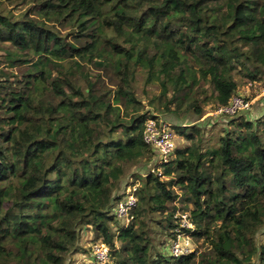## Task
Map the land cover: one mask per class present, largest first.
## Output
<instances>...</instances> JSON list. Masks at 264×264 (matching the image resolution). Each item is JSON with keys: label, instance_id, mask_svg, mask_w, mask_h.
Masks as SVG:
<instances>
[{"label": "trees", "instance_id": "obj_1", "mask_svg": "<svg viewBox=\"0 0 264 264\" xmlns=\"http://www.w3.org/2000/svg\"><path fill=\"white\" fill-rule=\"evenodd\" d=\"M0 43V264H65L85 226L112 264L264 263V114L216 147L172 125L189 143L141 177L128 225L114 213L128 165L158 159L139 75L162 111L229 103L264 78V0H0ZM177 198L200 246L175 257L152 232L171 245Z\"/></svg>", "mask_w": 264, "mask_h": 264}, {"label": "rangeland", "instance_id": "obj_2", "mask_svg": "<svg viewBox=\"0 0 264 264\" xmlns=\"http://www.w3.org/2000/svg\"><path fill=\"white\" fill-rule=\"evenodd\" d=\"M12 9L15 13H19L20 11V9L17 7H13ZM7 47H11V44L0 43V54L5 53V49ZM136 87L137 94L143 103L142 111L149 112L148 117L155 115L159 119H162L173 126L176 124L199 125L204 130L203 138L205 140L206 146H218V139L220 135L224 133V130L231 129V127L234 125L230 123V120L237 119V121H239L241 117H243L255 121L261 119L264 114V78L253 83H246L240 80L238 93L247 97L251 101V107L247 110L240 111L236 116L233 117L216 114V106L213 103L204 105V113L201 117H198L191 112H186L184 109L185 106L182 108L180 115H177L173 112L162 111L161 109L163 108V102L160 97L161 87H159L157 84L145 86L143 74L139 75ZM170 96L171 94H169V97ZM174 107L175 106L173 105V108ZM175 133L176 147H180L189 143L186 138L177 132ZM153 170L161 173L162 163L156 161L150 164V161L148 160L130 163L127 169L128 174L122 182V185H124L123 183L131 180L137 181L140 185L141 177L144 176L146 172ZM162 177L163 179H166L165 176ZM175 204L177 206L175 213L177 211H185V209L182 208V202H180L178 198L175 200ZM152 235L157 247L160 248L161 251L170 252L171 245L170 242H168L169 238L164 233L154 230ZM191 238L194 249L199 248L200 244L193 237ZM260 241L264 243V234L261 235ZM100 242L101 240H96V231L92 226L83 227L80 231V238L77 243V248L69 253L65 264H89L92 258L93 248L97 243ZM110 260L112 264V255Z\"/></svg>", "mask_w": 264, "mask_h": 264}, {"label": "built area", "instance_id": "obj_3", "mask_svg": "<svg viewBox=\"0 0 264 264\" xmlns=\"http://www.w3.org/2000/svg\"><path fill=\"white\" fill-rule=\"evenodd\" d=\"M251 107V101L238 93L233 95L229 103L216 107L215 113L226 116H236L240 111ZM176 133L168 122L158 117H149L144 126L143 139L151 145L157 154V161H166L176 149ZM139 184L135 180L127 181L122 186L120 194L122 197L116 203L114 213L123 225H128L132 220L131 211L137 206V188ZM190 211H177L175 219L176 238L171 242L170 252L173 256L188 254L194 251L192 236L190 232L195 229L191 220ZM111 247L104 242L97 243L92 251V258L89 264H111ZM264 264V263H263Z\"/></svg>", "mask_w": 264, "mask_h": 264}]
</instances>
